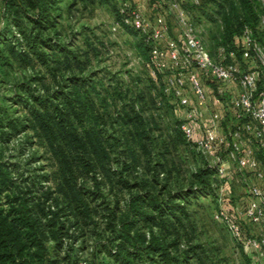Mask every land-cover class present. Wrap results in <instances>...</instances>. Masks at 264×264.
Returning <instances> with one entry per match:
<instances>
[{
    "label": "rangeland",
    "instance_id": "1",
    "mask_svg": "<svg viewBox=\"0 0 264 264\" xmlns=\"http://www.w3.org/2000/svg\"><path fill=\"white\" fill-rule=\"evenodd\" d=\"M55 1L57 4L54 5V12L58 16L56 26L40 32V41L46 43L54 40L58 45L53 49L41 48L39 51L43 52L44 58L41 61L27 45L28 35L36 26L30 20L23 19L17 2L9 6V0H0V108L8 110L9 116H13L14 112L21 113L22 108L15 106L11 99L16 96L24 99L26 90L34 96L51 97L52 94L67 92L68 89L74 93L84 87L95 99L94 109L100 115H105L104 108L99 107L100 101L106 100L110 108L108 97L113 94V89L118 88L116 93L120 96V104L130 105L135 102L132 117H137L138 120L131 126L121 124L116 128L108 127V136L132 143L134 147L128 153L130 156L133 154L138 161L146 160V156L139 150L143 144L150 150V158L155 160L158 157L161 160L165 172L158 176L159 187H155L154 192H159L164 184L167 192L176 190L175 184L187 186L193 176L210 162L189 151L174 130L176 124L182 122L186 110L179 105L178 96L168 89L169 84L166 82L167 77L177 72L171 69L164 75L153 74L155 67L151 64V50L154 44L147 41L150 31L144 33L130 27L112 30L120 23L117 10L125 2H131L132 7L142 14L146 24L153 27L156 20L162 18L166 38L176 44L182 60H189L194 52L191 48L186 53L183 52L187 42L185 46H181L183 33L170 8V2L162 4L148 0H135V3L132 0H103V4H99L97 0ZM246 4L254 10L255 21L246 9ZM183 9L188 14L193 30L190 38L203 47L211 62L235 64L242 73H256L258 90L259 93L262 92L264 0H183ZM27 15L34 18L31 10H28ZM248 41L253 44L249 47L251 61L245 62L241 48L243 45L247 46ZM65 48L70 49L72 57H67ZM158 48L165 50V42L159 44ZM191 70L195 73L194 63L187 64L178 73L192 72ZM186 79L188 80V76ZM198 79L207 95L206 105L212 109L215 100L219 102L216 113L220 116L221 132L227 135L239 123L234 113L236 108L231 105L232 100L239 97V85L236 82L221 85L202 76H198ZM72 81H76L77 89ZM82 81H87L86 86ZM151 96L156 99L157 105L151 102ZM187 98L189 108L194 105V97L188 94ZM206 109L203 115L208 118L210 111ZM7 132V129L0 128V165L4 166L3 172L11 181L9 187H12L6 194L11 192L12 196L15 188L26 192L32 188V182L50 188V184L41 180L49 172L48 163L40 159L42 152L29 143L32 135L25 132L8 139L5 135ZM254 155L263 172L262 178L247 170H240L236 160L225 153L226 175L219 180L214 178L212 183L213 186L221 185V190L214 187L211 196L197 195L200 208L196 209V233L193 234L194 239L189 238L190 243L183 244V247L200 246L209 251L212 263L207 261L206 264H264V153L254 147ZM125 156L118 157L117 161L112 156L114 161L110 168L115 170L119 165L118 161H123ZM131 158L134 157L127 160ZM142 163H133L135 167L132 166L133 169L127 175L131 185L149 179L150 175L142 169ZM101 177L105 175L102 174ZM117 180H111L113 191L108 181H105L102 190L107 194L110 205L119 200L123 206L129 193L127 189L122 190ZM254 190H260L261 196H257ZM30 196L26 195V198ZM100 204L97 201L94 207ZM219 204L237 223L246 222L243 233L258 242L263 257H259V253L244 250L231 238L227 229L216 221L214 214L219 210ZM247 212L252 213L249 219H245ZM100 214L106 212L101 211ZM95 220V228L92 225L83 228L86 235L82 239L79 238L81 234L72 228L68 236L74 235L63 242V249L58 253L50 250L49 261L52 264H92L93 252H101L97 255V262H112L97 244L110 237V230L102 217ZM52 246L50 244L49 248Z\"/></svg>",
    "mask_w": 264,
    "mask_h": 264
},
{
    "label": "trees",
    "instance_id": "2",
    "mask_svg": "<svg viewBox=\"0 0 264 264\" xmlns=\"http://www.w3.org/2000/svg\"><path fill=\"white\" fill-rule=\"evenodd\" d=\"M97 1L103 4V0ZM16 2L23 19L36 26L28 35L27 45L36 53L35 57L44 61L43 52L39 50L58 45L54 40L40 41V32L56 26L58 16L54 5L57 2L9 0L8 5ZM246 7L255 21L254 10L248 4ZM28 10L34 12V18L28 17ZM117 18L120 20L118 13ZM65 49L67 57H72L70 49ZM82 83L86 86L87 81ZM72 85L77 89L76 81H72ZM113 90L108 97L110 108L106 100L100 101L99 107L104 108L105 115L94 109L95 99L84 87L74 93L68 89L51 97L34 96L26 90L23 100L20 96L11 99L15 106L22 108L21 113L14 112L9 116L8 110L0 108V128L7 129L6 138L25 132L32 135L29 143L42 152L40 159L48 163L49 172L41 180L50 184V188H44L45 185L32 182L30 190L22 192L15 188L11 196V192L6 194L12 189L9 187L11 181L3 172L4 166L0 165V264H52L50 250L54 253L62 250L63 242L74 235L68 236L72 228L82 239L86 235L85 226L95 228V219L100 217L106 222L110 237L97 244L112 262H97L101 252H93L92 264L212 263L209 251L200 246L183 247V244L190 243L191 237L194 239L196 209L200 208L197 195L211 196L214 171L206 164L187 186L175 184L176 190L167 192L164 184L159 192H154V188L159 187L158 176L165 172L161 160L148 156L150 150L146 144L139 148L146 160L138 161L133 154L134 158L127 160L131 157L128 152L133 144L108 136V127L131 126L138 120L132 117L135 102L120 104L118 88ZM159 99L162 101V97ZM151 102L156 104L152 96ZM179 125L176 124L174 130L188 150L198 154L185 140ZM131 135L135 138V134ZM122 155L126 158L118 161L119 165L112 170V156L117 161ZM137 162H143L141 167L150 177L131 185L127 175ZM102 174L105 177H101ZM114 178L118 179L122 190L127 189L129 193L123 206L119 200L110 205L102 190L108 181L113 191L111 180ZM26 195L31 196L26 198ZM97 201L101 204L94 207ZM101 211L106 214L101 215ZM50 244H53L52 248H49Z\"/></svg>",
    "mask_w": 264,
    "mask_h": 264
},
{
    "label": "built area",
    "instance_id": "3",
    "mask_svg": "<svg viewBox=\"0 0 264 264\" xmlns=\"http://www.w3.org/2000/svg\"><path fill=\"white\" fill-rule=\"evenodd\" d=\"M148 1L161 2L162 4L166 1L170 2V8L174 11L183 33V38L180 41L181 46H185L187 42L186 50H183V52L186 53L189 48L194 52L191 59L182 60L176 44L166 38V27L162 18L156 20L152 27L150 24L145 23L142 14L136 8H133L130 2H125L118 10L121 17L120 23L116 24L112 30L116 31L122 27H130L144 33L150 31L147 35V41L154 44L151 50V64L155 67L153 74L164 75L166 71L171 69L177 72L167 77L166 82L169 84L168 89L178 96L179 105L186 109L184 118L179 125L180 131L187 143L192 145L200 156L210 162L208 167L214 171L216 180L226 175L223 157L225 153L231 159L236 160L240 170H247L262 178L263 172L259 169L254 155V147L264 153V90L259 93L257 74L242 73L235 64L212 63L203 47L195 42L193 38H190L193 30L189 23L188 14L183 9V0ZM162 42H165V50L158 48ZM249 43L248 41V45H243L241 48L242 59L245 62L251 61L249 47L253 44L252 42ZM191 63L195 64V73L192 70V72L178 73V71L184 69V66ZM186 76H188V80ZM198 76L213 80L221 85L236 82L240 87L239 97L231 102V105L236 108L234 113L239 123L227 135L221 132L220 116L216 113L219 102L215 100L212 109L206 105L207 95ZM262 86L264 88V80ZM218 93H221V91H218ZM188 94L194 97V105L189 108H187ZM206 108L210 111L208 118L203 115ZM214 187L220 190L222 188L221 185H214ZM258 191L260 192V190H254L257 196H261V192ZM218 207L219 210L215 212L214 217L227 229L231 238L244 250L259 253V257H263L258 242L250 236L246 237L243 233L246 222L244 221L243 224L237 223L234 217L229 216L223 210L222 205ZM253 207H256V205H253ZM250 216H252V213L247 212L245 219H249Z\"/></svg>",
    "mask_w": 264,
    "mask_h": 264
},
{
    "label": "crops",
    "instance_id": "4",
    "mask_svg": "<svg viewBox=\"0 0 264 264\" xmlns=\"http://www.w3.org/2000/svg\"><path fill=\"white\" fill-rule=\"evenodd\" d=\"M133 2L135 3V0H132V3H133ZM130 3H131V2H130Z\"/></svg>",
    "mask_w": 264,
    "mask_h": 264
}]
</instances>
